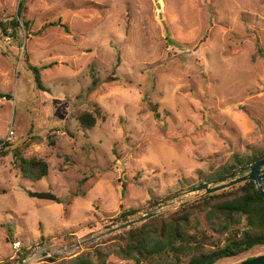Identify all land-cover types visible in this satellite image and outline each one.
I'll list each match as a JSON object with an SVG mask.
<instances>
[{
	"label": "rangeland",
	"instance_id": "obj_1",
	"mask_svg": "<svg viewBox=\"0 0 264 264\" xmlns=\"http://www.w3.org/2000/svg\"><path fill=\"white\" fill-rule=\"evenodd\" d=\"M19 2L29 29L0 32V92L11 94L0 98V139L14 132L0 156V261L17 262L18 239L23 255L40 249L28 264L91 246L132 264L112 252L124 229L70 246L123 210L151 211L152 195L168 200L159 214L193 201L201 192H183L201 183L198 170L264 149V0H0V20ZM95 108L104 119L82 129L76 115ZM16 150L46 161L47 175L23 178ZM43 191L60 202L30 195Z\"/></svg>",
	"mask_w": 264,
	"mask_h": 264
},
{
	"label": "trees",
	"instance_id": "obj_2",
	"mask_svg": "<svg viewBox=\"0 0 264 264\" xmlns=\"http://www.w3.org/2000/svg\"><path fill=\"white\" fill-rule=\"evenodd\" d=\"M22 8V3L19 2L15 18L0 20L1 33L8 34L10 28L11 33L16 34L20 25L26 30L29 29V22L21 20ZM54 24L68 31L64 24ZM29 69L36 86L42 89L39 68L29 65ZM0 98L11 99V94L0 92ZM155 115L157 116V113ZM98 117L104 119L100 109L95 108L93 111L79 112L76 120L82 129L88 130L94 127ZM54 143V140L48 137V144L53 146ZM4 155L5 150L0 151V156ZM14 156L17 160L15 164L18 165L23 178L35 182L47 175L46 161L36 157L25 158L18 150L14 152ZM262 156L264 149H253L247 154L232 153L228 161L215 170L208 173L198 170L196 184L223 181L248 162ZM180 186L183 188L184 185ZM193 186L195 182L187 184V188ZM165 196L168 197L167 194ZM151 197L152 206L160 203L161 198L153 195ZM56 201L60 202L58 198ZM137 212V207L121 211L109 219L108 227L128 220ZM114 239L112 252L124 260L132 261V264H213L256 245L264 247V198L255 192L252 181H244L216 193L200 195L191 202L179 204L165 214L131 225L116 233ZM26 250L27 248L22 247L16 256L23 255ZM15 262V257H7L0 261V264ZM38 264H108V254L98 246H91L69 258L59 255L47 256Z\"/></svg>",
	"mask_w": 264,
	"mask_h": 264
},
{
	"label": "water",
	"instance_id": "obj_3",
	"mask_svg": "<svg viewBox=\"0 0 264 264\" xmlns=\"http://www.w3.org/2000/svg\"><path fill=\"white\" fill-rule=\"evenodd\" d=\"M244 181H252L254 184L255 192L264 198V156L255 159L253 161L248 162L238 170L234 172L231 176L227 177L225 180L217 182V183H210V182H201L188 190L184 191L183 193H190V192H201L200 195H207L211 193H216L225 189H228L236 184L242 183ZM31 196H34L36 198L40 199H49V200H56V196L49 193V192H32L30 193ZM171 199V198H170ZM168 204V200L162 201L158 203L155 208H153L151 211L144 213L143 215L134 218V219H128L122 223H119L118 225H115L113 227H110L106 231L93 236L89 237L87 239H84L80 242L74 243L70 247H77L80 244L90 242L92 240H95L99 237H102L104 235H108L111 233H114L116 231H120L122 229L128 228L131 225H136L138 223H141L143 221H146L149 218H152L154 216H157L160 212L159 209L163 208ZM47 252V251H46ZM31 253H28L26 255H22L18 258L16 264H23L24 259L29 256ZM235 264H264V254H260L257 256H254L252 258L245 259L241 262L235 263Z\"/></svg>",
	"mask_w": 264,
	"mask_h": 264
},
{
	"label": "built area",
	"instance_id": "obj_4",
	"mask_svg": "<svg viewBox=\"0 0 264 264\" xmlns=\"http://www.w3.org/2000/svg\"><path fill=\"white\" fill-rule=\"evenodd\" d=\"M14 137V132L12 129H9L7 133H5L4 138L0 139V151L7 148V146L12 143ZM21 241L18 239H14L11 243V249L16 255L17 251H19L22 248ZM16 264V263H15Z\"/></svg>",
	"mask_w": 264,
	"mask_h": 264
},
{
	"label": "bare ground",
	"instance_id": "obj_5",
	"mask_svg": "<svg viewBox=\"0 0 264 264\" xmlns=\"http://www.w3.org/2000/svg\"><path fill=\"white\" fill-rule=\"evenodd\" d=\"M160 210V209H159ZM158 210V211H159ZM40 251V249L38 250H35L32 252L31 255L27 256L24 261H23V264H28L29 262H31L34 258H35V255Z\"/></svg>",
	"mask_w": 264,
	"mask_h": 264
},
{
	"label": "crops",
	"instance_id": "obj_6",
	"mask_svg": "<svg viewBox=\"0 0 264 264\" xmlns=\"http://www.w3.org/2000/svg\"><path fill=\"white\" fill-rule=\"evenodd\" d=\"M9 100V99H8Z\"/></svg>",
	"mask_w": 264,
	"mask_h": 264
}]
</instances>
